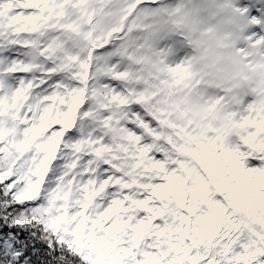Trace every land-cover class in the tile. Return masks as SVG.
<instances>
[{
	"label": "snow or ice",
	"instance_id": "1",
	"mask_svg": "<svg viewBox=\"0 0 264 264\" xmlns=\"http://www.w3.org/2000/svg\"><path fill=\"white\" fill-rule=\"evenodd\" d=\"M0 264H264V0H0Z\"/></svg>",
	"mask_w": 264,
	"mask_h": 264
}]
</instances>
